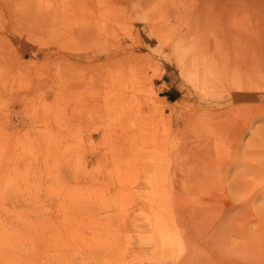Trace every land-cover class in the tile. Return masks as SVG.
<instances>
[{
	"label": "rangeland",
	"instance_id": "1",
	"mask_svg": "<svg viewBox=\"0 0 264 264\" xmlns=\"http://www.w3.org/2000/svg\"><path fill=\"white\" fill-rule=\"evenodd\" d=\"M0 264H264V0H0Z\"/></svg>",
	"mask_w": 264,
	"mask_h": 264
},
{
	"label": "bare ground",
	"instance_id": "2",
	"mask_svg": "<svg viewBox=\"0 0 264 264\" xmlns=\"http://www.w3.org/2000/svg\"><path fill=\"white\" fill-rule=\"evenodd\" d=\"M195 42V41H194ZM187 43V42H186ZM203 47V46H202ZM199 48V47H198ZM200 48H201V46H200ZM204 48V47H203ZM198 50V49H197ZM196 55H195V54ZM204 53V52H203ZM190 54H191V58L190 59H192V62H196V60H203L204 59V57L202 56V53H200L199 52V50L198 51H194V49H192V51L190 52ZM205 55V54H204ZM208 56V55H207ZM210 58H212V57H210ZM207 59V58H206ZM214 60V59H213ZM215 61V60H214ZM205 62H206V60H205ZM207 62H208V60H207ZM216 64V63H215ZM208 66H210V64H208ZM224 84V83H223ZM219 93V92H218ZM10 150H11V148H10ZM10 150H9V152H10ZM8 154V153H7Z\"/></svg>",
	"mask_w": 264,
	"mask_h": 264
},
{
	"label": "crops",
	"instance_id": "3",
	"mask_svg": "<svg viewBox=\"0 0 264 264\" xmlns=\"http://www.w3.org/2000/svg\"><path fill=\"white\" fill-rule=\"evenodd\" d=\"M55 197H57V195H55ZM52 198H54V197H52ZM52 198H51V199H52Z\"/></svg>",
	"mask_w": 264,
	"mask_h": 264
}]
</instances>
